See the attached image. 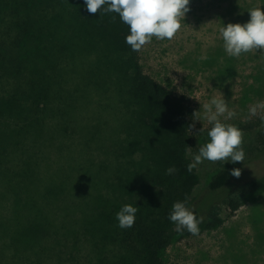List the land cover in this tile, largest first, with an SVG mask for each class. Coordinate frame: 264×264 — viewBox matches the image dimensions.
<instances>
[{"label": "trees", "instance_id": "trees-1", "mask_svg": "<svg viewBox=\"0 0 264 264\" xmlns=\"http://www.w3.org/2000/svg\"><path fill=\"white\" fill-rule=\"evenodd\" d=\"M128 34L129 27L118 14L103 10L90 14L84 0H0V181L4 187L0 198L11 193L19 206L17 214L21 212V185L32 184L36 170L41 173L42 143L38 140L46 134L47 119L58 115L60 121L69 123V109L83 102L94 100L102 119L99 123L115 125L112 134L122 133L127 153H141L139 162L130 160L138 165L129 173L132 177L123 203L117 197L115 174L111 175L112 194L105 196L98 187L105 164L97 170L88 161L92 171L83 164L76 167L79 173L86 170L83 176L93 183L97 194L82 209L80 220L66 218L64 211L63 238L71 239L67 252L71 264H164L165 251L173 240L190 235L186 229L178 233L169 219L173 204L187 198V206L198 183L195 169L187 171L191 162L186 149L196 143L188 100L144 71L140 51H132L125 42ZM78 57L84 60L77 63L82 66V83L76 82L80 73L67 67ZM74 77L76 81L71 80ZM91 89L98 91L97 99L88 92ZM85 91L87 100L77 95ZM50 96L63 106L49 110ZM55 125L63 136L68 133L63 125ZM4 138L6 142H2ZM142 166L145 171L139 169ZM171 166L178 171L166 175ZM262 179L231 188L226 202L231 213L264 188ZM231 180V170L220 171L209 182L208 195L197 206H187L202 218L199 229L222 224L214 193L230 186ZM25 204L28 209L33 206L28 201ZM126 204L139 210L134 226L121 229L116 214ZM40 225L41 237L55 236L57 242L52 221L46 219ZM35 231L29 228L25 233L29 236ZM10 240L14 249L11 261L21 263V234L16 231ZM81 242L90 248L83 260L73 253L79 252ZM46 252L45 245L34 258L26 259L27 264H41ZM63 253H58L60 261Z\"/></svg>", "mask_w": 264, "mask_h": 264}, {"label": "rangeland", "instance_id": "rangeland-1", "mask_svg": "<svg viewBox=\"0 0 264 264\" xmlns=\"http://www.w3.org/2000/svg\"><path fill=\"white\" fill-rule=\"evenodd\" d=\"M253 7L264 8V0H190V11L181 21V30L174 39L153 38L140 50L144 71L174 94L184 95L188 100L192 135L196 141L187 154L191 163L199 148L209 141L207 132L211 125L202 118V105L211 98L225 99L228 107L237 113L226 123L244 132L243 162L204 160L195 168L198 183L187 204L190 208L208 195V184L217 173L224 169L241 170L239 178L232 176L230 186L214 193L222 224L215 229H200L196 236L178 235L165 251L164 264H264V188L250 196L234 213L226 203L233 186L259 178L264 181V127H261L260 115L249 118L248 111L250 106L264 101V56L257 50L239 58L230 57L220 35V28L228 23H246L250 19L248 10ZM81 58H76L75 64L69 62L67 67L80 73L77 81L75 77L71 80L82 83V66H77L84 62ZM86 92L77 95L86 98ZM88 92L98 98V91L91 89ZM50 97L49 110L63 106ZM93 101V105L87 101L76 109H69V123L60 121L58 115L51 121L47 119L49 129L38 140L42 143L41 173L36 170L34 182L21 185V212L17 214L19 206L11 193L9 197L0 198V264H27L26 259L34 258L45 245L47 252L41 264H71L68 256L71 239L63 238V217L67 212L66 218L72 221L74 218L75 222L80 220L84 217L82 209L97 194L93 183L83 176L86 170L79 173L77 166L83 164L92 171L88 161L94 163L97 170L100 164H105L103 179L98 182L101 193L105 196L113 193L111 175L115 174L118 200L123 203L127 198L125 187L132 177L129 173L135 169V164L138 165L130 160L139 162L141 153H127L124 149L127 141L122 133L112 134L115 125L99 123L102 120L98 116L99 107ZM199 111L201 119L196 120L194 113ZM55 124L63 125L68 133L63 136ZM2 131L5 133L7 129ZM139 169L146 170L145 166ZM2 185L0 181V192L4 190ZM48 191L51 193L47 194ZM27 201L33 205L30 209L25 204ZM46 219L52 221L51 229L58 234L57 242L60 240L62 244H57L55 236L54 239L41 237L40 222ZM27 228L36 229L35 234L28 233L27 236ZM16 231L21 234V263L18 259L14 263L11 261L14 249L10 239ZM79 249L73 253L83 260L82 255L90 248L81 242ZM59 252H64L62 261Z\"/></svg>", "mask_w": 264, "mask_h": 264}, {"label": "clouds", "instance_id": "clouds-1", "mask_svg": "<svg viewBox=\"0 0 264 264\" xmlns=\"http://www.w3.org/2000/svg\"><path fill=\"white\" fill-rule=\"evenodd\" d=\"M87 11L96 15L116 13L120 20L129 27L125 42L134 52H139L150 44L153 38L157 40H172L181 30L187 12L190 11V0H84ZM250 19L243 24L228 23L220 28L225 52L230 57L239 58L244 53L260 51L264 56V8L253 7L248 10ZM115 19V17H113ZM222 96V95H221ZM203 119L210 125L207 132L209 141L199 148L193 162L187 165V171L192 172L200 163L207 160L216 162H243L245 159L244 132L237 126L226 123L237 116L235 110L228 107L223 98L213 97L202 105ZM249 118L260 115L261 127H264V101L257 102L249 108ZM196 120L201 119L200 111L194 113ZM202 130V129H201ZM187 152L191 148L186 149ZM178 171L175 166L166 169V175ZM231 175L239 178L241 170L234 168ZM184 202H175L169 219L176 225V231L181 233L186 229L193 236L199 235L198 219L194 212ZM139 208L131 204L124 205L116 214L118 227L131 228L135 224Z\"/></svg>", "mask_w": 264, "mask_h": 264}]
</instances>
